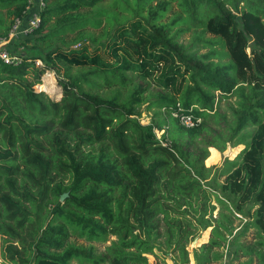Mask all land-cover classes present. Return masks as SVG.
Returning <instances> with one entry per match:
<instances>
[{
	"label": "trees",
	"instance_id": "obj_1",
	"mask_svg": "<svg viewBox=\"0 0 264 264\" xmlns=\"http://www.w3.org/2000/svg\"><path fill=\"white\" fill-rule=\"evenodd\" d=\"M28 1L9 14L24 16ZM43 1L41 25L9 45L15 55L23 48L21 62L0 60L3 261L150 264L147 255L165 244L190 264L188 246L207 223L210 239L193 250L195 264L223 262L231 237L228 264L241 257L264 264V0ZM14 19L0 22V38ZM190 32L192 40L181 42ZM62 67L85 73L60 81V100L34 89ZM136 80L161 94L145 99ZM223 101L231 123L213 147L245 148L218 170L226 178L214 191L222 209L212 224L194 206L210 200L203 188L209 152L192 160L169 134L178 128L175 113L200 120L179 127L198 135ZM146 103L154 109L149 124L140 120ZM250 229L251 244L243 240ZM109 235L116 240L99 252L93 243Z\"/></svg>",
	"mask_w": 264,
	"mask_h": 264
},
{
	"label": "rangeland",
	"instance_id": "obj_2",
	"mask_svg": "<svg viewBox=\"0 0 264 264\" xmlns=\"http://www.w3.org/2000/svg\"><path fill=\"white\" fill-rule=\"evenodd\" d=\"M18 0H0V22H6L8 24H11L12 20L14 19V16H11L9 14L10 10L12 9V6L17 4ZM176 10V9H175ZM94 32H96L97 35H99L101 30H95L91 29ZM210 39L212 38L211 34H205L203 36V39ZM192 40V33H187L183 35L181 38V42L188 44ZM24 50L21 46H18L15 49L16 55L23 53ZM207 49H200V53H206ZM19 56V55H18ZM38 65L41 64L40 62L37 63ZM55 76V88L52 89L53 92H45L52 100L58 101L63 97V88L60 85V81H65L68 79H74L80 74H84L85 70H79L77 68L68 69L66 67H62L61 73L58 75L54 72H52ZM42 83H43V77H42ZM137 84H141L142 87L145 88L144 91V98L147 100H155L159 94H161V91H159L154 85H152L150 82H143L136 80ZM57 84V85H56ZM40 85V84H39ZM85 86V85H84ZM130 85H128L129 87ZM108 87L106 85L102 88L98 87V91L105 92L107 91ZM34 89L37 92H42L38 89V85L34 87ZM85 89L86 88L85 86ZM56 90V91H55ZM127 91V89H126ZM59 94V95H58ZM236 98H232L230 102H235ZM148 103L144 104L142 107V115L140 117V120L143 124H149L152 122V116L154 109L152 111H147ZM219 116L210 118L206 121L205 125L200 128V131L198 135H193L191 131L187 129L179 128L181 125L179 123V119L175 118L174 123L178 128H175L173 131V134H169L172 140H176L179 148L181 149L182 153L194 160L195 158L199 157L200 155H203L204 151L208 150L209 157L204 161V167L211 169L209 174L208 181L203 182V188L204 193L210 198V200L202 198L203 203L205 202V205L203 203L197 204L194 202L195 208H199V213L201 215L206 214L207 221L210 220L213 223V220L218 217L219 212L221 211V205L217 203L216 201V195L214 191H220V184H222L225 180V176H222V172H219L218 170L224 168L228 163L236 161L239 154L242 152V150L245 148L244 145H239L236 147L231 146L229 143L227 145V149L224 152H221L217 150L214 145H222L221 140H219V136H221L228 128V126L231 123V111L229 108V105L227 102L223 101L221 103V106L218 110ZM163 134V131L158 132V136H161ZM216 153V156L214 155ZM212 159V160H211ZM212 189V191H211ZM184 211H186L185 208H183ZM190 215H194L195 213L191 211V209H187ZM186 213V212H185ZM207 223L201 224L200 227L197 229L198 238H196L189 246L188 249L190 251V264H195V258L194 254L192 253L194 249L199 248L204 243L208 242L210 239L212 227H205ZM239 222H236L235 226H238ZM241 228H237L234 232V234L238 235L241 233ZM247 237L243 240H248V242L254 243L256 242V235L255 230L250 229L247 233ZM233 237L229 238V240H233ZM235 239V238H234ZM72 240H75L78 244H88V241L86 239H80L79 237H74ZM116 240L115 236L109 235L107 241L104 243H93L98 247L99 252H103L106 250V247L111 245L112 241ZM264 240V238H263ZM230 241V242H231ZM226 246V255L225 260L219 264H228L232 258V252L236 248L235 245L232 243ZM2 245V241L0 240V248ZM156 254H148L149 262L150 264H183L181 260L178 259L176 254L171 253V250H169L166 245H157ZM249 258L241 257L239 260L233 261V264H243L247 263ZM0 261L1 264H7L3 261L1 257V249H0ZM251 264H258L257 257H254V260Z\"/></svg>",
	"mask_w": 264,
	"mask_h": 264
},
{
	"label": "built area",
	"instance_id": "obj_3",
	"mask_svg": "<svg viewBox=\"0 0 264 264\" xmlns=\"http://www.w3.org/2000/svg\"><path fill=\"white\" fill-rule=\"evenodd\" d=\"M44 8L45 4L43 0H29L24 16L14 19L8 36L0 38V60L2 62L5 64L21 62L20 57L12 54L9 50V45H11L12 42L18 41L21 37L28 36L41 25V14ZM173 115L175 118L179 119L180 125L185 128H193L200 122V120L195 121L190 115H180L175 113ZM162 135L158 137L161 138ZM162 144L165 146L169 145L167 140H162Z\"/></svg>",
	"mask_w": 264,
	"mask_h": 264
},
{
	"label": "bare ground",
	"instance_id": "obj_4",
	"mask_svg": "<svg viewBox=\"0 0 264 264\" xmlns=\"http://www.w3.org/2000/svg\"><path fill=\"white\" fill-rule=\"evenodd\" d=\"M54 84H55V76H54V74L52 72H46L43 75V83L38 85V89L40 91H42V92H47V93L53 92L52 89L55 88Z\"/></svg>",
	"mask_w": 264,
	"mask_h": 264
},
{
	"label": "water",
	"instance_id": "obj_5",
	"mask_svg": "<svg viewBox=\"0 0 264 264\" xmlns=\"http://www.w3.org/2000/svg\"><path fill=\"white\" fill-rule=\"evenodd\" d=\"M68 196V194L66 193V194H64V195H62V197H61V200L63 201L66 197Z\"/></svg>",
	"mask_w": 264,
	"mask_h": 264
},
{
	"label": "crops",
	"instance_id": "obj_6",
	"mask_svg": "<svg viewBox=\"0 0 264 264\" xmlns=\"http://www.w3.org/2000/svg\"><path fill=\"white\" fill-rule=\"evenodd\" d=\"M0 34H2V32Z\"/></svg>",
	"mask_w": 264,
	"mask_h": 264
}]
</instances>
